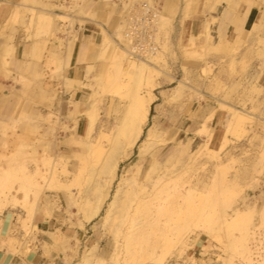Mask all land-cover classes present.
Wrapping results in <instances>:
<instances>
[{
    "label": "bare ground",
    "instance_id": "obj_1",
    "mask_svg": "<svg viewBox=\"0 0 264 264\" xmlns=\"http://www.w3.org/2000/svg\"><path fill=\"white\" fill-rule=\"evenodd\" d=\"M146 1H149L151 5L154 2L157 5L160 4L159 36H161L162 32L164 40L162 41L163 45H161L162 50L145 59H136L128 51V40L124 35V6L123 10L120 9L117 1L71 0L72 3L69 6L67 5V1L65 3L49 1L42 8H39L29 2L43 3L41 0H21L12 6L8 19L5 23L1 24V28L7 26L10 30H14L16 28L15 22H18L19 15L21 14L20 16L22 17L24 13L29 12V17L26 20L24 16L22 17V23L26 32L25 39L30 42V45L23 53V60H15L12 63V69L7 66L9 58L7 57L6 59V56L13 53L16 47L11 42L14 37L13 34L8 39L9 44L7 43L8 41H3L2 46L0 45V53L2 55L0 57V76L3 78L20 81V79L25 78V76H21L22 74L20 75L23 71L39 73L35 57L40 56V50L45 47H48L52 51L62 49L59 57L66 65L65 70L72 66L74 60L77 65H84L85 70L78 78L68 76L67 74L64 75L65 84L69 88L75 82L80 90L88 93V97L83 101L78 99V92H74L71 95V106L67 108L68 114L65 112L63 118H80L77 122L78 130L76 134L72 133L71 135H66L68 137H62L61 142L63 145H68L70 141H75V144L71 146L70 150H67V148L62 150L59 154V160L64 161L63 173L68 174L69 169L66 165L70 159L79 158L82 161L93 159L91 168V179L93 178V182L91 185H88L84 192L76 196L71 192L68 182L59 179L58 172L52 166L49 168L48 173H44L37 168L36 175L45 177V185L37 177L30 174L26 176L28 184H21L19 188L27 189L25 193L27 204L26 206L21 204L25 207L27 214L25 218L20 216L25 233L23 237L15 239L16 237L12 235L9 223H6L3 233H0V247L13 242L14 245L10 251L13 254H17L19 252V245L27 242L31 234H34V228H37V226H29L28 219H33L37 211H42L48 220L54 216V213L50 210V201L45 200L41 202L42 205L40 203L42 197L39 196V193L46 187L47 189H54L60 194L62 200L69 207L77 206L82 213L83 218L80 222L82 226L92 223L101 217V226L104 233L112 237L114 241V249L111 252V264H166L170 249L156 253L155 249L137 248L138 243L148 240L145 228L146 225H150V220L148 216L138 220L136 217H133L141 213L142 208L148 209L152 205H156L155 202L138 201V198L152 192L147 186V182L151 180L150 171L157 165V159L162 158L164 159L163 167L156 179V182L161 185V188H158L161 196L159 195L158 197L164 199L163 194L168 193L170 195L176 193L179 198L192 197L198 198L200 201V205L195 208L196 210L193 207V209L185 211L183 209V202L181 201L172 210L167 205L163 206V212L166 215L174 213L177 221H179L178 223H181V233L175 240L173 239L176 249L182 253L189 246L190 236L187 237L188 233L184 232V227L187 221L194 219L198 225L201 223L199 226H202V229H206L209 236H212L219 242L224 243L223 238H226L224 246L227 249H231L232 253H229L227 257L220 256V263L218 264H237L234 260V253L239 254L248 264L253 263V254H259L258 257L260 258L255 261L264 264V241L260 240L257 245L253 246L250 244L254 237L252 226L254 225L255 216L256 214L260 215L264 222V208L262 211L257 212L252 208L238 207L234 201L239 195V193H236L230 199H224L222 202L223 207L217 209V196L210 195V190L200 189L201 178H197V182L195 183L188 179L190 173H198V169L203 165L205 160L219 162L223 158L222 154L228 149L230 140L232 139L231 135L238 137L246 131L247 125L254 117L252 113L244 108H239L231 103L219 100V105L228 110L225 129L216 128L214 130L212 126L217 109H221L215 107L205 115L200 127L197 120L194 119L193 124L187 129L189 135L186 141L179 138L177 140L176 138V144L171 148L158 149L156 153H153L158 146L170 140L169 138H165L167 129H170L171 139L180 131V128L175 126L174 128L167 126L164 130L161 129V114L164 102H159V96L156 92L157 86L160 83L158 80L170 72L169 58L177 57L176 52L171 49L169 31L172 28L173 16L177 11L178 5L174 0H166L164 5L161 0ZM226 1L230 5L232 0ZM220 2L221 0H216L206 10L208 12L207 16L203 19L197 32L190 33L186 44L180 43L181 40H179L181 53L190 56L197 55V47L201 42H204L205 48L208 50L218 52L228 49L230 53L235 54L243 37L248 34L250 39L255 40L261 45L263 44V47L260 46L256 50L258 51V57L261 59L260 68H263L264 14L260 22L255 24L253 29L248 32L244 28L243 17L237 15L231 21L236 33V37L231 45L224 35L225 28L228 27V24L225 23L228 9L222 15H219L215 11L216 6ZM126 5L125 2V7ZM23 8L26 10L23 11ZM68 8L71 9V12L68 11ZM91 9L98 10V13L94 12V14H91ZM189 17H191V13H185V16L181 19L182 24L185 21L184 19ZM93 22L101 27L99 31L100 37L95 39L91 34H85L82 40H80L79 49H75L76 42L79 39V31L85 29L87 24ZM217 24L219 25L218 31L220 33L219 41L215 40L213 34ZM44 32L46 33L43 35ZM59 32H62L65 37L58 36ZM53 38H56L58 41L53 42ZM236 61L238 63L240 60L236 59ZM236 64L232 63L229 70L235 71ZM183 70L184 77L177 80V84L171 88V93L163 100L167 99L169 102H177L185 95L188 89L202 93L197 85L191 83L192 74L188 66L183 65ZM209 72L208 66L202 67L201 75L206 77L209 75ZM261 72H257L256 78L262 74ZM16 74L18 75L16 76ZM97 87L102 89L111 88L119 95V103L115 108V124L108 130L103 128V113L110 114V108L114 107L113 105L117 99L112 98V103L107 109L102 107V95L97 90ZM252 88L259 89L260 85L254 84ZM38 97L36 100L34 99L35 102L43 104L44 107H50L48 102L44 101L48 99L46 94H41ZM27 104L31 107L30 101ZM153 105H156V113L152 115L151 109ZM31 109L33 113L46 118L48 121L57 122L53 120V116L56 115L54 110H50L49 113H43L35 106L31 107ZM16 112L17 115L20 113L18 106L13 109L10 118ZM150 119L151 122L145 130V126ZM2 123L0 120V127ZM61 128L63 131L68 132L69 127L64 120H62ZM194 135H205L208 138L196 149H191ZM136 146H138L140 161H137L130 168L123 170L119 177L122 162L133 153ZM148 154H154L150 160L151 167L146 173H143L141 160ZM46 159L53 163L58 160L57 158L48 157ZM262 161L264 164V155L262 156ZM8 175L12 176L11 173ZM116 181H118L117 188L110 195V191ZM0 187V213H5L7 209L18 207L20 202L15 192L19 189L15 188V191H12L13 186L3 181V179H0ZM29 192H32L34 195V198L30 200H28L30 196ZM144 198L146 199V196ZM105 202V212L103 213L102 208ZM157 205L160 207L163 204L157 203ZM126 217H130L134 222L127 229H123ZM234 231H238V233L236 234ZM221 233H223V236ZM50 235L55 240V245H60L59 243L63 237L59 229L50 233ZM199 236L200 234H197L193 248L197 246L196 244L200 239ZM43 247L47 258L53 259V245L44 243ZM204 252H207V250L205 249ZM103 253L105 252L104 250L100 251L99 243L95 242L82 255L81 263H98L102 261L101 254ZM200 264H206V260L201 258Z\"/></svg>",
    "mask_w": 264,
    "mask_h": 264
},
{
    "label": "rangeland",
    "instance_id": "obj_2",
    "mask_svg": "<svg viewBox=\"0 0 264 264\" xmlns=\"http://www.w3.org/2000/svg\"><path fill=\"white\" fill-rule=\"evenodd\" d=\"M41 1L43 3H29L39 8H42L44 4L49 1L56 3H65V1H67L68 6L72 3L71 0ZM112 1H117L118 7L122 9L123 6L125 8V2H134L137 0ZM161 1L163 5L166 2V0ZM174 1L178 7L173 16V25L169 31V39L171 42V49L176 52L177 57L169 58L170 72L163 75L158 80L160 83L157 86L156 92L159 96V102H164L161 114V129L164 130L167 126H172V128H174L175 126L179 127L180 131L171 139L170 129H167L165 138H169L170 140L158 146L153 153H156L158 149L171 148L176 144V138L177 140L179 138L186 141L189 135L187 129L193 124L194 119L197 120L198 126L200 127L207 114L205 111H210L212 108H221L225 113L218 123H216L217 121L213 118L212 126L214 130L216 128L225 129L228 110L219 105V100L250 111L254 116L252 121L247 125L246 131L241 133L238 137L231 135L232 139L230 140L228 149L222 154L223 158L219 162L215 160H205L203 165L198 169V173H190L188 179L195 183L197 182V178H201L199 184L200 189L206 191L210 190V195L217 196V209L223 207L222 202L224 199H230L234 194L239 193L236 200H234L235 205L240 208H252L257 212L262 211L264 208V164L262 161V156L264 155V86H260L259 89H254L252 87L254 84H259V82L263 83L264 67L260 68L261 59L258 57V51H256L263 44L261 45L255 40L253 41L247 34L243 37L235 54L229 51L215 52L208 50L205 48L204 42H201L197 47V55L190 56L182 54L179 40H181L180 43L182 44L187 43L190 33H196L199 29L198 24H200V21H197L202 19L203 22V19L208 13L206 10L211 7L214 2H212V0ZM256 3L262 4L261 0H256ZM24 10L26 9L23 8V11ZM70 10L71 9L68 8V11ZM1 11L2 6L0 4V13ZM94 12L98 13V10L91 9V14H94ZM187 12L191 13V17L185 18L182 24L181 19ZM20 15L18 17V22H15L16 28L14 30H10L7 26L1 28L2 25H0V45L2 44L1 41H8L7 43L9 44L8 39L12 34L14 35L11 41L13 44H16V42L21 39L20 37H22L23 41L28 42L30 45V42L25 39L26 32L24 24L22 23V17L24 16L26 20L29 17V12L24 13L22 17ZM20 19L21 21H19ZM192 22L193 25L191 26ZM100 30L101 27L96 23H89L85 29L79 31V33L81 32L80 40H82L85 34H91L97 39L100 37ZM45 33L46 32H44L43 35ZM213 34H216L215 30ZM58 36L65 37L62 32H59ZM160 37L163 41L164 35H162V32ZM80 40L76 42L75 49L77 50L79 49ZM52 41L57 42L58 40L53 38ZM61 50L52 51L48 49V47L40 50V56L35 57L36 67L39 73L23 71L20 75L22 74L21 76H25V78L20 79V81L0 76V92L7 89L6 83L9 81L13 84L10 88L20 97L17 105L20 113L17 115L16 112L13 114V117L9 119H0L1 122H3L0 127V179L11 184L13 186L12 191H15V188L19 189L21 184H28L26 176L30 174L37 177L39 181L45 185V177L36 175V169L39 168L44 173H48L51 166L58 172L59 179L68 182L71 192L76 196L84 192L88 185H91L93 182V178L91 179L93 159L88 161H82L79 158L70 159L69 163L66 165L69 169L68 174L63 173L65 164L63 160H59V154L62 150L66 148L70 150L71 146L75 144V141H70L68 145H63L61 142L62 137H68L66 135H71L72 133L76 134L78 130L77 122L80 118H63V114H65V112L68 114L67 108L71 106V95L74 92H78V99L83 101L88 97V93L84 90H80L77 83L74 82V85L70 88L65 84L66 80L64 79V75L67 74L68 76L70 75L78 78L85 70V67L84 65H77L74 60L72 66L65 70L66 65L59 57V54L62 52ZM23 53L24 51H16L15 47V51L9 56H6V59L7 57L9 58L7 66L12 69V63H14L15 60H23ZM1 56L0 53V57ZM230 57H233V63L235 64L237 63L236 59L240 60L236 64V70L233 72L228 68V66H230ZM183 65L188 66L192 74L191 83L197 85L202 93L200 91L188 89L185 95L177 102H169L167 99L163 100L171 93V88L177 84V80L184 77ZM204 66H208L210 70L209 75L206 77L201 75L202 67ZM260 71H262V74L259 76L261 81L259 77L256 78L257 72ZM17 75L18 74H16V76ZM97 90L102 95L101 105L106 109L111 105L112 98L117 99L113 105L114 107L110 108L111 113H103V128L108 130L115 124V108L119 103V95L111 88L102 89L97 87ZM41 94H46L48 96V99L44 101H46V103L48 102L50 107L47 106L42 109L40 106L44 107V105L35 102L36 98ZM28 101H30L31 107L35 106L43 113H49L50 110H54L56 115L53 116V120L57 122L48 121L46 118L33 113L31 107L28 106L29 103L27 104ZM151 113L152 115L156 113V105L152 106ZM183 113H187L189 119L183 120L178 118V116ZM151 119L145 126V130L148 128ZM62 120L68 124V132L63 131L61 128ZM161 129L160 131H162ZM199 136H203L202 139L195 141L193 147L191 145V149H196L208 138L205 135H194L193 138ZM138 151V146H136L133 153L122 162L119 177L123 170L130 168L137 161H140ZM153 155L154 154H148L141 160L143 173H146L147 170L150 169V160ZM46 157L53 159L57 158L58 160L53 163L46 159ZM163 161L164 159L158 158L156 162L157 165L150 171L151 180L147 182V186L152 192L150 194H144L146 199L143 195H140L141 197L138 198V201L155 202L156 205H152L148 209L142 208V212L138 213L136 216L132 214L137 220L145 216H148L150 220V225H146L145 228L148 240L138 243L137 248L155 249L156 253H161L163 250L170 249L166 264H200L201 258L206 260V264L220 263V256L227 257L229 253H232L231 249H227L224 246L226 238H223L224 243L219 242L217 239L209 236L206 229H202L203 227L199 226L201 223L198 225L196 223L197 221L194 219L187 221L184 227V232L188 233L187 237L190 236L189 246L182 253L174 246L175 238L181 233V223H178L179 221H177L174 213L166 215L163 212V206L167 205L172 210L176 207L177 203L181 201L183 202V209L187 211L193 209V207L195 209L200 205V201L198 198L192 197L182 199L177 197L176 193L170 195H168V193L163 194L162 196L164 199L158 197L159 195L161 196L158 192V188L161 185L156 182V179L163 167ZM218 163L220 164L217 165ZM9 173H11L12 176L8 175ZM117 184L118 181H116L112 187L110 195L114 193ZM240 190H242V192H240ZM26 192L27 189L25 188L16 191V197L20 205L15 209H7L5 213H0V233H3L5 224L9 223L11 233L16 237L15 239L23 237L25 231L20 216L25 218L27 214L25 207L21 205L24 204V206H26L27 204L25 201ZM29 194L28 200L34 198L32 192H29ZM110 195L109 197H111ZM39 196L42 197L40 203L45 200L50 201V210L52 213L58 214L57 216L62 219V225L66 227L67 231L65 234H62V232L60 233L63 237L60 241L63 246L62 264H82V255L88 247L95 242L99 243L100 251L104 250L105 253L101 254L103 258L102 261L94 264H111V252L114 249V241L112 237L104 233L101 226V217L92 223H87L82 226L80 223L83 218L81 211H79L77 206L69 207L62 200L60 194L54 189H47L44 187L39 193ZM157 203H162L163 205L159 207ZM105 206L106 202L102 208L103 213L105 212ZM197 210L200 212L199 209ZM40 217L45 218V215L42 211H37L33 219H28V225L31 227L37 226V228H34V234H31L27 242L19 245V252L14 255H29L38 251L40 245L39 235L42 233L39 227ZM125 221L126 222L123 223V229H127L128 226L134 222L130 217H126ZM234 232L236 234L238 233V231ZM252 233L254 237L251 240V246L257 245L260 240L264 241V222L262 217L258 214L255 216ZM197 234H200V239L196 244L197 246L193 248ZM221 235L223 236V233H221ZM13 245L14 243L10 242L6 246L0 247V252L6 253V255H13V252L10 251ZM205 246H207V248H205ZM205 249L207 252H204ZM258 256L259 254H253L252 257H254V261L252 264H260L256 262L260 258ZM234 260L237 264H248L237 253H234ZM49 264L52 263L50 262Z\"/></svg>",
    "mask_w": 264,
    "mask_h": 264
},
{
    "label": "crops",
    "instance_id": "obj_3",
    "mask_svg": "<svg viewBox=\"0 0 264 264\" xmlns=\"http://www.w3.org/2000/svg\"><path fill=\"white\" fill-rule=\"evenodd\" d=\"M18 1L21 0H0V4L2 6V11L0 13V25L5 23V21L8 19L10 15V11L13 5H15ZM216 0H212V2H215ZM262 4L256 3V0H232L231 4L229 5L226 0H221L220 3L215 8V11L222 15L226 9H228V13L225 18V23L228 24V27L225 28V38L230 41L231 45L236 37V33L234 31V26L232 25L231 21L237 16H241L244 19V28L248 32L249 30H252L254 25L259 23L262 16H263V10H264V0H261ZM200 21V22H199ZM200 24H198V27L201 26L202 19L198 20ZM193 25V22L191 23V26ZM219 25L217 24L215 27V40L219 41V31H218ZM247 35V34H246ZM16 42V51H26V48L29 46L28 42L23 41V38ZM81 38V32L79 33V39ZM2 43V41H1ZM223 51H229L228 49ZM230 66L233 63V57H230ZM228 66V68L230 67ZM262 82H259L260 86H264V77L262 78ZM7 89L0 92V119H9L11 116V113L13 109L17 106L18 99L20 98L18 94L11 89L10 87L13 86L11 82H7ZM252 102V101H251ZM250 103V102H249ZM42 109L45 108L43 106H40ZM206 113L209 112V110L205 111ZM207 115V114H206ZM225 113L223 112V109H217L214 119L220 122L221 119ZM178 118L180 119H189V115L187 113H183L182 115H179ZM198 139H202V137H195L193 138L191 145L193 147V144ZM58 214H54L52 218L49 220L40 217L39 219V227L42 231L39 239L40 245L39 249L36 253H31L29 255H6V253L0 252V264H49L50 262L52 264H62L63 261V251H62V244L55 245V240L50 235V233L56 231L59 229L60 233L65 234L66 227L62 225V219L57 216ZM48 243L53 245L52 250H54V258L48 259L47 256L44 253V247L43 244ZM57 250V251H56Z\"/></svg>",
    "mask_w": 264,
    "mask_h": 264
},
{
    "label": "built area",
    "instance_id": "obj_4",
    "mask_svg": "<svg viewBox=\"0 0 264 264\" xmlns=\"http://www.w3.org/2000/svg\"><path fill=\"white\" fill-rule=\"evenodd\" d=\"M124 35L128 51L136 59H145L162 50L159 36L160 4L149 1L126 2Z\"/></svg>",
    "mask_w": 264,
    "mask_h": 264
}]
</instances>
